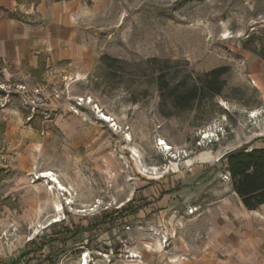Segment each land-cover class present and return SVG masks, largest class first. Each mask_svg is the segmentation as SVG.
Instances as JSON below:
<instances>
[{
	"label": "rangeland",
	"instance_id": "374dc122",
	"mask_svg": "<svg viewBox=\"0 0 264 264\" xmlns=\"http://www.w3.org/2000/svg\"><path fill=\"white\" fill-rule=\"evenodd\" d=\"M66 2L75 55L0 69V259L173 264L235 206L220 157L264 147V0ZM218 66L221 94L186 100ZM59 167L83 183L39 175Z\"/></svg>",
	"mask_w": 264,
	"mask_h": 264
},
{
	"label": "crops",
	"instance_id": "0c3cea01",
	"mask_svg": "<svg viewBox=\"0 0 264 264\" xmlns=\"http://www.w3.org/2000/svg\"><path fill=\"white\" fill-rule=\"evenodd\" d=\"M66 1L39 0L36 4H26L0 0L1 8L21 14L17 19L0 11L1 70L7 73L8 67L22 62L35 68L39 57L46 60L45 55L51 63L75 55L68 15L71 6ZM32 15L39 21H32ZM64 166L73 168L72 162L68 161ZM53 172L62 184L74 182L80 186L84 180L83 176H75L62 167ZM232 193L235 206L227 214H215L214 219L201 229L199 239L193 237L191 244L175 251L172 255L175 259L171 260L173 264H264V203L249 210L239 196ZM202 216L200 213L190 221L202 220ZM184 254L183 258H178Z\"/></svg>",
	"mask_w": 264,
	"mask_h": 264
},
{
	"label": "trees",
	"instance_id": "16d2710c",
	"mask_svg": "<svg viewBox=\"0 0 264 264\" xmlns=\"http://www.w3.org/2000/svg\"><path fill=\"white\" fill-rule=\"evenodd\" d=\"M18 3H34L39 0H16ZM59 1V0H56ZM0 11L4 12L10 18L19 19V12H11L0 7ZM226 70L224 66L212 68L203 74V78L192 80L185 83L186 100L193 102L195 99L204 97L219 96L224 85L221 76ZM187 81V80H186ZM180 80H177L179 83ZM189 109L192 105L188 104ZM221 168L229 174L231 179V188L236 193L243 206L249 210L256 209L260 204L264 203V147H250V144H243L223 154L218 160ZM139 210V206L129 202L126 208L119 210L120 216L124 214H135ZM108 217L102 218L99 223H105ZM87 228L76 227L72 230L64 227L61 231V242L66 243L68 237H76L80 232L86 231ZM60 239V238H59ZM50 243L57 241V238H49ZM40 247V246H39ZM22 253L16 260L4 262L0 260V264H20L21 259L27 254Z\"/></svg>",
	"mask_w": 264,
	"mask_h": 264
},
{
	"label": "bare ground",
	"instance_id": "6f19581e",
	"mask_svg": "<svg viewBox=\"0 0 264 264\" xmlns=\"http://www.w3.org/2000/svg\"><path fill=\"white\" fill-rule=\"evenodd\" d=\"M104 120H107V118H103ZM162 144H165L166 145V149H168V148H170V146H168L167 145V143L166 142H164V141H162L161 142ZM39 175H41V176H43V177H49V180L50 181H55V183L56 184H58V188L59 189H64V186L61 184V182L57 179V177L55 176V174L51 171V170H44L41 174H39ZM53 186H51V188H52ZM62 207H61V204L60 203H57V205H56V207H55V209L57 210V211H60V209H61ZM195 209V208H194ZM61 212V211H60ZM59 213V212H58ZM57 220V219H56ZM159 233V232H158ZM82 261V258H80V262ZM84 262L83 263H81V264H86V258H84V260H83Z\"/></svg>",
	"mask_w": 264,
	"mask_h": 264
},
{
	"label": "built area",
	"instance_id": "2783aa9c",
	"mask_svg": "<svg viewBox=\"0 0 264 264\" xmlns=\"http://www.w3.org/2000/svg\"><path fill=\"white\" fill-rule=\"evenodd\" d=\"M228 175H229V174H228ZM49 177H50V176H49ZM50 178H51V177H50ZM50 182H51V181H50ZM191 212H193V209H192L189 213L191 214ZM102 255H103V257H107V256H108V254H106V253H103ZM81 258H82L81 263H83V262H84V261H83L84 258H86V260H87V261H86V264H87V262H88V258H89V254H88L87 252H83Z\"/></svg>",
	"mask_w": 264,
	"mask_h": 264
}]
</instances>
